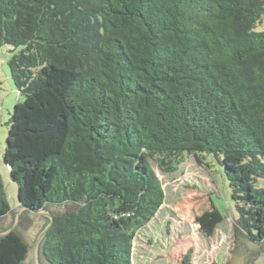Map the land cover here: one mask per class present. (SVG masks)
I'll return each mask as SVG.
<instances>
[{
    "label": "trees",
    "instance_id": "16d2710c",
    "mask_svg": "<svg viewBox=\"0 0 264 264\" xmlns=\"http://www.w3.org/2000/svg\"><path fill=\"white\" fill-rule=\"evenodd\" d=\"M263 15L264 0H0L22 97L4 162L19 205L54 216L40 258L133 264L165 200L150 159L173 172L188 155L223 166L236 234L264 241ZM11 211L0 174V217ZM29 250L17 229L0 236V264Z\"/></svg>",
    "mask_w": 264,
    "mask_h": 264
},
{
    "label": "rangeland",
    "instance_id": "374dc122",
    "mask_svg": "<svg viewBox=\"0 0 264 264\" xmlns=\"http://www.w3.org/2000/svg\"><path fill=\"white\" fill-rule=\"evenodd\" d=\"M255 30H264V15ZM14 49L9 45L0 46V174L11 212L20 206L18 185L10 177L4 152L9 119L15 105L22 100L9 69V61L18 51ZM204 158V162H209ZM210 160H213L212 168L199 163L194 155H188L176 171L165 172L155 159H150L162 181L165 200L155 217L138 231L132 248L133 264H182L190 248H193L191 264L229 261L236 246L233 226L238 213L223 166L213 157ZM256 185L264 187V178L258 179ZM250 264H264V253L253 258Z\"/></svg>",
    "mask_w": 264,
    "mask_h": 264
},
{
    "label": "water",
    "instance_id": "95a60500",
    "mask_svg": "<svg viewBox=\"0 0 264 264\" xmlns=\"http://www.w3.org/2000/svg\"><path fill=\"white\" fill-rule=\"evenodd\" d=\"M66 208L65 205L52 206L51 210L64 211ZM25 210H28L30 213H24L23 215ZM53 221L54 216L49 210H36L26 205H20L17 210L11 212L6 218L0 219V228L9 227L6 230L0 231V236L7 235L17 229L30 246L24 264H49L44 257L40 258V244ZM235 226L236 224L233 228ZM261 253H264V242L255 244L250 242L246 235L237 233L235 249L226 264H250L251 260Z\"/></svg>",
    "mask_w": 264,
    "mask_h": 264
}]
</instances>
